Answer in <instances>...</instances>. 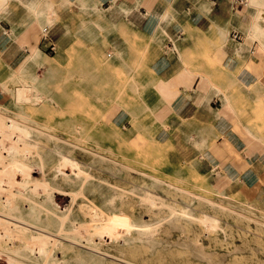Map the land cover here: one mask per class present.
I'll list each match as a JSON object with an SVG mask.
<instances>
[{"label": "crops", "instance_id": "obj_1", "mask_svg": "<svg viewBox=\"0 0 264 264\" xmlns=\"http://www.w3.org/2000/svg\"><path fill=\"white\" fill-rule=\"evenodd\" d=\"M253 12L248 0H0V60L15 79L12 75L45 73L54 78L64 57L70 58L65 73L73 81L125 79L126 92L137 97L136 109L147 105L170 125L153 124L154 139L171 143L172 136H191L196 145L186 157L199 162L201 173L248 187L262 182L264 202V150L248 148L244 137L264 142L248 126H242L244 136L234 120L240 104L233 105L234 97L264 105V41L247 34ZM50 43L68 54L48 55ZM105 47L113 49L108 63H103ZM203 54L212 67L204 68ZM216 66L223 87L212 82ZM106 110L117 128L130 131L134 121L150 128L128 101ZM212 142L215 147L209 148Z\"/></svg>", "mask_w": 264, "mask_h": 264}, {"label": "rangeland", "instance_id": "obj_2", "mask_svg": "<svg viewBox=\"0 0 264 264\" xmlns=\"http://www.w3.org/2000/svg\"><path fill=\"white\" fill-rule=\"evenodd\" d=\"M44 52L50 56L67 53L59 44L55 50L49 47ZM109 53L113 56V49L103 48V63L112 61ZM202 57L199 58L204 60V68L212 67L208 55ZM69 61V57L62 58L63 69L43 83L48 98L41 103L28 102L22 109L32 123L60 138L57 145L46 143L48 138L44 136L35 142L59 146L63 148L58 149L60 154H66L64 148L71 147L73 151L67 155L75 156L85 168L91 167L95 182L92 202L96 213L108 221L96 223L100 227L90 242L91 248L83 241L72 249L54 245L45 264H264V202L259 191L262 182L248 187L231 183L224 176L216 179L215 174L201 173L199 162L186 157L189 146L196 145L195 140L191 136L178 140L172 136L171 143L154 139L153 124L166 129L170 125L156 119L147 105L136 109L137 97L126 92L125 79L73 81L65 73ZM192 67L197 73L200 71L199 63ZM114 71L119 77V69ZM215 76L212 82L223 87L217 66ZM0 77L9 85L6 92L0 87V102L11 108L12 115L16 109L11 105L10 93L18 82L1 60ZM132 82L134 93L140 97L142 91ZM122 99L131 103L133 114L145 115L150 128H138L134 121L133 129L127 131L110 122L106 109L120 106ZM233 100L236 108L237 102L240 104L234 120H238L241 132L245 136L242 126H248L264 142L262 102L243 97ZM123 107L128 109L125 104ZM244 138L248 148L264 150V145ZM35 171L32 174L36 176ZM53 201L65 209L69 197L55 194ZM39 224L52 232L56 227L52 218L44 216ZM7 252L24 263L34 264L25 252ZM0 264H8L6 256H0Z\"/></svg>", "mask_w": 264, "mask_h": 264}, {"label": "bare ground", "instance_id": "obj_3", "mask_svg": "<svg viewBox=\"0 0 264 264\" xmlns=\"http://www.w3.org/2000/svg\"><path fill=\"white\" fill-rule=\"evenodd\" d=\"M248 1L254 12L247 34L257 38V42L264 41V0ZM51 75L28 74V78H24L25 74L12 75L18 82L10 93L11 105L16 110L10 115L11 108L0 102V256H6L8 264H32L12 257L9 250L14 254L25 252L34 264H45L54 245L72 249L83 241L89 249L99 231L96 223L105 221L92 202L95 182L91 167L85 168L75 156L67 155L72 153L71 147L65 146L67 153L60 154L58 149L63 148L59 146L35 142L37 137L44 136L48 138L46 143L57 145L60 138L32 123L23 112L26 103H41L48 98L43 83ZM7 83L0 77L3 92L9 90ZM34 170L38 175L32 174ZM55 194L69 197L65 209L53 201ZM43 216L54 220L53 232L39 224Z\"/></svg>", "mask_w": 264, "mask_h": 264}, {"label": "built area", "instance_id": "obj_4", "mask_svg": "<svg viewBox=\"0 0 264 264\" xmlns=\"http://www.w3.org/2000/svg\"><path fill=\"white\" fill-rule=\"evenodd\" d=\"M238 1L241 2V0H238ZM233 37L237 38L238 34L237 33H233ZM49 47H50L51 50H55V45L54 44L50 43Z\"/></svg>", "mask_w": 264, "mask_h": 264}]
</instances>
